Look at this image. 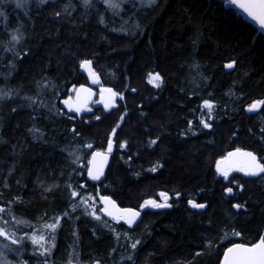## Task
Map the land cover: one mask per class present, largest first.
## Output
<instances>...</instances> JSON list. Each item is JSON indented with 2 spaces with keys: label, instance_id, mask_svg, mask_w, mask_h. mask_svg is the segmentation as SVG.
Wrapping results in <instances>:
<instances>
[{
  "label": "trees",
  "instance_id": "16d2710c",
  "mask_svg": "<svg viewBox=\"0 0 264 264\" xmlns=\"http://www.w3.org/2000/svg\"><path fill=\"white\" fill-rule=\"evenodd\" d=\"M94 3L91 9L81 0H28L22 9L15 0L0 4L7 15L6 22L0 17V92L8 93L0 100V207L35 226L17 235L62 217L49 264H220L231 242L250 244L264 234V179L235 172L225 180L215 170L236 148L264 157V108L246 111L264 99V34L224 0H155L151 6L129 0L119 15ZM21 25L22 41L5 51L9 33ZM85 59L124 99L110 111L93 104L92 112L70 120L61 103L73 87L90 86L80 67ZM233 60L235 67L226 69ZM149 73L160 74V88L148 83ZM205 100L214 105L211 119ZM125 111L113 139L127 147H114L104 180L92 185L80 167L92 151L84 145L106 149ZM70 153L84 158L73 163ZM156 164L162 166L149 171ZM72 190L81 196L72 199ZM161 192L172 207L146 212L134 228L102 214L100 196L136 209L148 199L162 203ZM88 196L93 200L80 204ZM189 200L207 209L196 212ZM33 251L28 243L7 258L41 264L45 258Z\"/></svg>",
  "mask_w": 264,
  "mask_h": 264
},
{
  "label": "snow or ice",
  "instance_id": "6c2138e0",
  "mask_svg": "<svg viewBox=\"0 0 264 264\" xmlns=\"http://www.w3.org/2000/svg\"><path fill=\"white\" fill-rule=\"evenodd\" d=\"M97 2L101 3L106 11H111L113 15H119L121 11L124 10V5L129 3V0H97ZM230 4L235 5L237 8L242 9L248 17H250L254 22H256L261 29H264V0H228ZM4 3V0H0V4ZM40 4L48 3V0H39ZM155 3V0H148V6H151ZM28 4V0H15V7L17 9L26 8ZM81 5L85 9H91L95 7L94 0H81ZM69 7H73L71 3L65 7V11L68 10ZM28 15L27 11L24 13ZM56 16H60V12L55 13ZM0 17L3 20L7 21V15L0 11ZM100 23H104V17H100ZM20 27L15 28L10 35V40L5 45L4 50L8 52L15 51V45L19 44L23 39V33H21ZM5 28H7V24L5 23ZM8 45H12L9 47ZM19 54L17 53V56ZM235 60L228 62L224 65L226 69H233L235 67ZM81 69L85 70L89 74V78L91 79V83L95 85H99V100L95 101V103H99L103 105L105 111H110L118 107L117 100H123L124 95L121 92L114 91L111 87H104L97 73L92 69V61L85 59L81 61L80 64ZM148 83L152 84L155 88H160L163 83V79L159 73L152 74L149 73ZM46 86V85H45ZM74 96H69L68 99L62 101L65 105L69 113H75L77 115L83 112H92V108L89 107L92 101V97L96 95L93 92L92 88L84 87L83 85L79 88L73 87L72 89ZM131 91L135 92L136 89L132 88ZM8 93L0 92V99L6 97ZM203 107L208 110L207 116L208 119L212 118V109L214 107L211 101L205 100L203 103ZM264 108V99L256 100L251 103L247 107V111L249 113L257 112L260 109ZM127 115V112H124V115H121L119 118V122L116 123L115 127L112 128L111 133L107 139V146L104 150H95L93 148L92 143H85L84 147L92 150L90 152V158L87 159L86 165H80V167L86 168L87 176L92 181H99L101 177L104 175L105 167L108 163L109 157L113 152L114 147L118 146L121 149L127 147V141H114V137H117V129L121 127V123L124 120V116ZM70 120L74 119V116L68 117ZM96 120H100V116H95ZM200 124L203 125L204 128H211V124L207 122L206 119H201ZM189 125L191 126V121H189ZM76 135L79 133L75 128L72 129ZM264 131V129H262ZM157 139H151L149 141V146H155L157 144ZM75 158L73 163H78L82 157L77 153H70ZM131 160V157H129ZM162 165L156 164L152 168L149 169L151 172L157 171L158 167ZM216 172L222 176L225 180L229 179V176L232 172L243 173L246 177H260L264 179V157H259L257 154H254L252 151H245L241 148H236L234 151H230L226 156H223L221 159L216 161L215 164ZM241 191H243V185L237 184ZM7 187V184H5ZM67 187L72 188V185L69 184ZM79 188H85V185H79ZM46 191H51L52 188H46ZM225 192L228 194L233 193L232 187H226ZM81 196V193L76 190L71 191L72 199ZM159 196L162 203H158L155 199L145 200L141 205L140 209H134L131 207H120L117 203L107 195L100 196V202L104 205L102 211L105 216L111 218L113 221L119 223L123 221L125 224L131 228L136 224L137 220L141 216V210L151 207V208H170L171 204L168 203L169 196L165 192L159 193ZM179 196V193H177ZM93 197L88 196L87 198H81L80 204L87 205L89 201H92ZM189 205L194 209H203L206 207L205 204L196 203L193 200L188 201ZM237 210L241 209L243 205L234 204L232 205ZM73 211L76 209V205H71ZM0 214H7V216L11 217V219H6L3 215H0V241H4L6 243H0V264H13L12 261L7 259L6 253L18 251L20 248L27 247V244L30 243L33 246L34 251L32 252L33 256L44 257L45 259L41 262V264H49L48 257L52 253V249L56 247V232L58 228L61 226V216L52 217V222H44L41 228H36L34 231L24 232L22 235H17V232L21 231L22 227L24 228H34L35 226L31 224V222L24 220L20 217H16L12 210L5 209L4 207H0ZM96 220H100L101 217L96 215L95 211L90 213ZM69 213L65 212L64 216H68ZM127 236V233H125ZM227 235V233H225ZM232 235L240 237L241 233L239 231H233ZM119 239V236L117 237ZM140 243V240H135L131 243V248L133 250L136 249L137 245ZM15 246V248L10 247ZM208 247H212L213 245L209 241L207 244ZM38 250V251H37ZM202 253L197 252L196 255H201ZM128 259H132L131 256ZM23 264H28L25 260ZM71 264V261L69 262ZM94 264H99V261L94 262ZM220 264H264V235L259 236L256 242L247 243V242H231V246H227L223 251V259Z\"/></svg>",
  "mask_w": 264,
  "mask_h": 264
},
{
  "label": "water",
  "instance_id": "95a60500",
  "mask_svg": "<svg viewBox=\"0 0 264 264\" xmlns=\"http://www.w3.org/2000/svg\"><path fill=\"white\" fill-rule=\"evenodd\" d=\"M230 7H232L233 9H235L238 13H240L245 19H247L250 23H252L259 31H261L263 34H264V29H261L260 27H259V25L256 23V22H254L250 17H248V15L242 10V9H240V8H237L235 5H233V4H230L229 2H228V0H224ZM92 69L96 72V70L94 69V67H93V63H92ZM81 71H82V73H84L87 77H88V79H89V82H90V86H84V87H90V88H92V90H93V92L94 93H96V95H94L93 97H92V101L94 102L95 101V99H96V97H97V92H96V90L94 89V87H97V86H99V85H95V84H92L91 83V79L89 78V74H88V72L87 71H85V70H83V69H81ZM97 73V72H96ZM97 75L99 76V78H100V75L97 73ZM100 82H101V84L104 86V83H103V81L101 80V78H100ZM104 87H106V86H104ZM114 90V89H113ZM115 91V90H114ZM119 100V99H118ZM93 103H91L90 105H89V107L92 105ZM61 106H62V108H64L65 110H66V113L68 114V115H70V116H76V117H81L84 113H86V112H83V113H81V114H79V115H77V114H75V113H69L68 112V110H67V108L65 107V105L63 104V103H61ZM261 110V109H260ZM259 110V111H260ZM259 111H257V112H252V114H257V113H259ZM234 151V150H233ZM245 151H250V150H245ZM113 152H114V149H113ZM113 152H112V154H113ZM253 152V151H252ZM254 153V152H253ZM112 154L110 155V157H109V160H108V163H107V165H106V167H105V170H104V175L101 177V179L99 180V181H92L91 179H89L88 178V176H87V173H86V177H87V180H88V182L90 183V184H92V185H95V184H99V183H101L103 180H104V178H105V175H106V173H107V171H108V169H109V167H110V165H111V161H112ZM255 154V153H254ZM258 158H259V156H258ZM118 205V204H117ZM119 206V205H118ZM103 207H104V205H103ZM135 209V208H134ZM136 209H140V207H138V208H136ZM161 209H164V208H151V207H148V208H145V209H143V210H141V216H140V218L137 220V222H136V224L135 225H133L131 228H134L135 226H137V225H139L140 223H141V221H142V219H143V215L146 213V212H148V211H150V210H153V211H159V210H161ZM194 211H196V212H203V211H205L206 209H207V205H206V207L205 208H203V209H194V208H192ZM102 214L104 215V213H103V211H102ZM105 216V215H104ZM107 217V216H106ZM107 218H109V217H107ZM109 219H111V218H109ZM112 220V219H111ZM116 222V221H115ZM120 222H122L127 228H129L128 227V225L127 224H125L123 221H120ZM131 228H129V229H131ZM264 235V234H263ZM222 259H223V257H222ZM222 261V260H221Z\"/></svg>",
  "mask_w": 264,
  "mask_h": 264
},
{
  "label": "bare ground",
  "instance_id": "6f19581e",
  "mask_svg": "<svg viewBox=\"0 0 264 264\" xmlns=\"http://www.w3.org/2000/svg\"><path fill=\"white\" fill-rule=\"evenodd\" d=\"M98 94H99V93H97V96H98ZM94 105L97 106V107H100V106L103 107V105H102V104H99V103L94 104ZM262 109H263V108H262ZM262 109H261V110H262ZM261 110H260V111H261ZM246 111H247V109H246ZM260 111H259V112H260ZM247 114H248V115H256V114L249 113L248 111H247ZM257 114H258V113H257ZM241 149H242V148H241ZM242 150H248V149H242ZM232 151H233V150H232ZM255 154H256V153H255ZM232 173H235V172H232ZM232 173H231V174H232ZM240 174H243V173H240ZM251 178H258V177H251ZM161 210H163V209H161ZM161 210H159V211H161ZM150 211H153V210H150ZM154 212H158V211H154Z\"/></svg>",
  "mask_w": 264,
  "mask_h": 264
},
{
  "label": "rangeland",
  "instance_id": "374dc122",
  "mask_svg": "<svg viewBox=\"0 0 264 264\" xmlns=\"http://www.w3.org/2000/svg\"><path fill=\"white\" fill-rule=\"evenodd\" d=\"M98 93H99V91H98ZM4 99V98H3ZM3 99H0V100H3ZM99 100V94H98V99L96 100V101H98ZM4 101V100H3ZM94 104H97V103H95L94 102ZM100 205H101V210L103 209V204L100 202ZM95 206H97V205H94L93 207L94 208H96ZM10 253H13V252H9V253H6V255L8 256ZM8 259V258H7ZM9 260V259H8ZM10 261H12V260H10ZM13 262V264H19L18 262H15V261H12Z\"/></svg>",
  "mask_w": 264,
  "mask_h": 264
},
{
  "label": "flooded vegetation",
  "instance_id": "af4514ba",
  "mask_svg": "<svg viewBox=\"0 0 264 264\" xmlns=\"http://www.w3.org/2000/svg\"><path fill=\"white\" fill-rule=\"evenodd\" d=\"M95 90H96V92L98 91L96 88H95ZM71 92H72V90H71ZM72 96H74V93H73V95ZM91 107V106H90ZM64 109V108H63ZM65 110V109H64ZM65 112H66V110H65ZM74 117H76V116H74ZM78 118H80V117H78Z\"/></svg>",
  "mask_w": 264,
  "mask_h": 264
}]
</instances>
